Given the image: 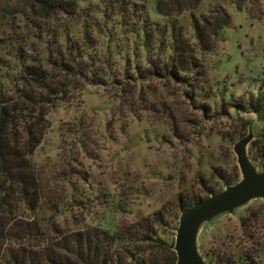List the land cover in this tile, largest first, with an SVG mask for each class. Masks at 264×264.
<instances>
[{
  "label": "rangeland",
  "instance_id": "374dc122",
  "mask_svg": "<svg viewBox=\"0 0 264 264\" xmlns=\"http://www.w3.org/2000/svg\"><path fill=\"white\" fill-rule=\"evenodd\" d=\"M74 1V15L44 18L28 0H0V91L21 86L19 47L64 91L50 98L29 158L50 204L22 216L117 237L154 224L146 257L169 259L181 205L241 180L233 147L249 130L247 155L264 171V111L248 109L264 97V0H202L179 13L175 0ZM218 8L231 24L203 52L194 21ZM174 39L192 49L199 75L169 74ZM197 248L207 264H264V199L203 225Z\"/></svg>",
  "mask_w": 264,
  "mask_h": 264
},
{
  "label": "trees",
  "instance_id": "16d2710c",
  "mask_svg": "<svg viewBox=\"0 0 264 264\" xmlns=\"http://www.w3.org/2000/svg\"><path fill=\"white\" fill-rule=\"evenodd\" d=\"M201 1L175 0L174 3L179 13L195 10ZM232 1L241 8L246 0ZM28 2L32 8H39L44 18L56 13L74 15L77 9L74 0ZM230 24V16L222 8L211 16L195 20L193 26L199 49L211 52L220 29ZM174 40L169 74L175 78H178L176 72L191 71L199 75L200 65L192 49L186 42ZM16 54L21 86L16 85L11 96L0 91V264H165L168 260L169 264H176L173 248H163L169 259L146 257L144 244L152 240L150 234L154 224H143L117 237L94 229L62 233L45 229L34 219L23 218V211L34 214L41 204H50L44 201V185L29 158L48 128L45 116L52 102L50 98L63 95L64 91L56 82L57 77L27 56L21 47ZM59 66L67 75H75L72 62L60 61ZM80 72L78 68L77 73ZM248 109L255 114L264 111V97L249 103ZM214 193L208 191L205 199ZM201 200L204 199L195 197L183 203L181 212Z\"/></svg>",
  "mask_w": 264,
  "mask_h": 264
},
{
  "label": "water",
  "instance_id": "95a60500",
  "mask_svg": "<svg viewBox=\"0 0 264 264\" xmlns=\"http://www.w3.org/2000/svg\"><path fill=\"white\" fill-rule=\"evenodd\" d=\"M252 139L249 130L233 147L241 180L181 212L173 246L176 264H207L197 248L201 227L223 214L233 213L252 200L264 199V171L256 170L246 151Z\"/></svg>",
  "mask_w": 264,
  "mask_h": 264
}]
</instances>
